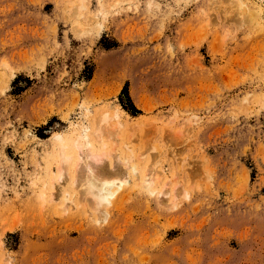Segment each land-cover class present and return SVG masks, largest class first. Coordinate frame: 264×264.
Returning <instances> with one entry per match:
<instances>
[{
    "label": "rangeland",
    "instance_id": "rangeland-1",
    "mask_svg": "<svg viewBox=\"0 0 264 264\" xmlns=\"http://www.w3.org/2000/svg\"><path fill=\"white\" fill-rule=\"evenodd\" d=\"M0 264H264V0H0Z\"/></svg>",
    "mask_w": 264,
    "mask_h": 264
},
{
    "label": "bare ground",
    "instance_id": "bare-ground-1",
    "mask_svg": "<svg viewBox=\"0 0 264 264\" xmlns=\"http://www.w3.org/2000/svg\"><path fill=\"white\" fill-rule=\"evenodd\" d=\"M95 158H96L95 160L97 162L102 160V158H99V157H95ZM104 172H106V171H104ZM106 175L110 178L112 174L107 172ZM93 176L94 175H90V179H88L89 181H88V185H87V190H88V194L92 195L94 197L95 201L97 200V201L103 202V200H106L108 197H113V195H115V193L122 187V184H119L118 188H116V190H115L114 186H116V185L113 182H111L109 180H104L103 182H99V181L95 180L96 178H94ZM147 182L148 181L145 180V183H147ZM147 188H149V191L151 193H154V190H152L149 185H147ZM109 200H110V198H109ZM107 203H109V202H107ZM97 204L101 205L102 203L97 202Z\"/></svg>",
    "mask_w": 264,
    "mask_h": 264
}]
</instances>
